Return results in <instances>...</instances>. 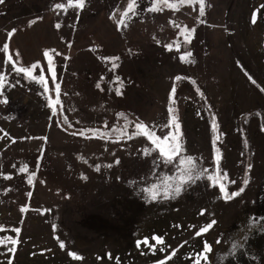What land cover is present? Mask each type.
<instances>
[{
    "label": "rangeland",
    "instance_id": "rangeland-1",
    "mask_svg": "<svg viewBox=\"0 0 264 264\" xmlns=\"http://www.w3.org/2000/svg\"><path fill=\"white\" fill-rule=\"evenodd\" d=\"M129 3L0 4V264H264V0ZM141 123L180 125L173 164ZM182 156L244 191L147 200Z\"/></svg>",
    "mask_w": 264,
    "mask_h": 264
},
{
    "label": "snow or ice",
    "instance_id": "snow-or-ice-1",
    "mask_svg": "<svg viewBox=\"0 0 264 264\" xmlns=\"http://www.w3.org/2000/svg\"><path fill=\"white\" fill-rule=\"evenodd\" d=\"M181 2H186V0H181ZM4 3V0H0V4ZM85 3V0H68L69 5L75 4L77 7H83ZM153 3H155V0H153ZM202 3V0H201ZM134 4L135 0H130V3L128 4V8L125 12V15H127L128 12H133L134 11ZM57 8H64L63 3H58L56 5ZM201 15H203V9H201ZM123 20V18H122ZM60 26L57 25V28ZM14 31V30H13ZM12 33H9V36H11ZM7 48V45L4 46ZM171 45H166V48L169 50L171 49ZM44 55H48V51L46 50L44 52ZM190 56L191 53H188ZM113 59H118V58H113ZM181 60H184V56L180 57ZM115 67V65H113ZM2 79V77H0ZM43 79V77H41ZM176 80H180V76L175 77ZM99 87V85H97ZM57 89L59 90V85H57ZM175 91V89H173ZM117 94H120L119 91H117ZM169 99L171 100L172 97L170 96ZM3 103H6L7 101H0ZM171 109H169V112L171 113ZM123 116V114H120ZM126 119V118H125ZM172 121H169V124L171 125ZM213 127H215L213 125ZM135 128L137 130H144L145 135L147 138L151 141V143L158 148L160 156L163 158V162L165 164H173L176 156H178L181 151L182 147L179 143V135H180V125L178 123L175 124V132L169 131L167 135H165L163 138L156 136L155 133L151 131L146 130V126L144 124H136ZM113 131H116V129H113ZM124 134V133H121ZM134 134V133H133ZM80 135H84L83 132L80 133ZM101 135H104V133H101ZM171 139L172 143L165 145L161 141H168ZM213 144H215V140L213 141ZM215 152V149H214ZM145 155H149V150L145 149L144 150ZM214 162L217 164V169L215 171V174H209V169L207 168H201L197 165L195 158L192 156H182L179 160V164L177 166V174L175 176H166L163 178V180L160 183H153L150 186H147L142 189L143 193L145 194V198L149 201H155L158 200L159 198H163L165 200L167 199H173L176 196L180 195L181 192L184 189V186L188 184L189 182H194L198 181L201 179H207L210 183L211 186L213 187H218L219 192L221 193L222 197L225 200L235 198L239 193L244 191L243 187H240L238 191H232L228 192L227 191V185L223 183V180L226 179V176L222 177L219 172V161H216L214 158ZM119 163V161H117ZM110 167V166H109ZM251 168V165L248 166ZM97 169H99V165L97 166ZM24 169H21L23 171ZM31 183V181H29ZM229 183H236L235 181H229ZM248 183L247 179L243 181V184L246 185ZM203 214V212H201ZM216 221H212L209 223L206 227L200 228L199 231L195 233L196 236H200L202 233L206 232L208 228H211L213 224H215ZM17 231H19L17 229ZM151 240L155 241L157 244H160L163 242V237L158 236L153 234L151 236ZM15 243V241H13ZM136 246L139 248L141 244H143L145 247H148L150 249L155 248V244H150L149 243V237L145 236L143 240L137 239L135 241ZM219 243V241H217ZM61 248L64 247V244L61 243L60 245ZM211 251L210 245L205 242L203 244V250L201 252L196 253L193 257H190L192 260L193 264H200L201 260H207V253ZM69 255L72 256L75 259H82V257H79L76 253L69 252ZM111 258V257H109ZM170 258V257H169ZM118 259L117 258V264H118ZM159 264H164L163 261H160Z\"/></svg>",
    "mask_w": 264,
    "mask_h": 264
},
{
    "label": "trees",
    "instance_id": "trees-1",
    "mask_svg": "<svg viewBox=\"0 0 264 264\" xmlns=\"http://www.w3.org/2000/svg\"><path fill=\"white\" fill-rule=\"evenodd\" d=\"M47 69H48L47 70L48 71V75H49V77H51L52 76V68L47 66Z\"/></svg>",
    "mask_w": 264,
    "mask_h": 264
}]
</instances>
